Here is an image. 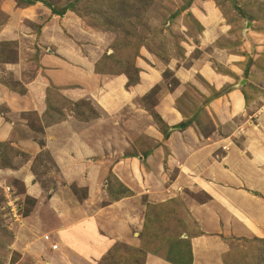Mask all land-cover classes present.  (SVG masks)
<instances>
[{
    "label": "crops",
    "instance_id": "obj_1",
    "mask_svg": "<svg viewBox=\"0 0 264 264\" xmlns=\"http://www.w3.org/2000/svg\"><path fill=\"white\" fill-rule=\"evenodd\" d=\"M38 4L15 13L3 6L9 15L6 27H0V44L16 43L20 56L0 61V80L6 75L1 68L13 71L31 95L33 76L42 69L61 87L59 93L67 92L76 103L91 101L94 111L65 109L57 123L44 127L45 148L59 179L85 189V195L67 198L53 185L45 210L34 193L37 206L28 216L35 222L33 232L47 234L57 249L50 250L41 235L25 246L15 239L22 256L14 264H99L117 242L139 245L147 204L174 200L198 232L190 238L192 264H224L233 242L264 240V97L249 98L253 77H243L247 56L252 61L264 56V33L248 29L250 22L243 28L225 3L193 0L188 20L176 17L181 22L155 30L149 47L140 46L139 81L131 85L124 74L96 68L111 53V32L84 30L75 13L59 16ZM34 24L40 31L34 32ZM171 32L184 38L178 46L158 42L173 38ZM164 53L170 57L167 66L156 59ZM166 68L177 85L164 82ZM254 68V63L248 67ZM16 97L0 84V106L9 108L0 113V141L10 140L22 121ZM32 108L36 111V105ZM154 114L166 125V135ZM81 115L87 119L78 121ZM184 120L190 124L182 129ZM109 176L131 195L108 200ZM144 264L171 263L147 253Z\"/></svg>",
    "mask_w": 264,
    "mask_h": 264
},
{
    "label": "rangeland",
    "instance_id": "obj_2",
    "mask_svg": "<svg viewBox=\"0 0 264 264\" xmlns=\"http://www.w3.org/2000/svg\"><path fill=\"white\" fill-rule=\"evenodd\" d=\"M44 1L49 2L55 10L72 9L73 13H77L76 15H80L79 17L82 18V22H84L82 28L84 30L85 27H89L87 28L88 30L92 29L95 31L107 29L105 31L111 32L114 36L118 34V38H124V36L129 34L127 31H130V34L133 32L139 34L141 31V34L144 33L147 35H145L146 37H149V35L152 36L157 29L162 32L174 20H179L178 18H172L174 13L176 17L183 16V19L188 20L186 19V10L189 9L193 0L190 2L189 0ZM37 3H40L38 6L43 5L46 7L41 2H36L32 5ZM26 5L28 4L24 0H0V27H6L5 23L9 15L6 11L7 9L9 10L11 7V11L15 13L20 6ZM221 5L234 18L238 14L234 6L238 7L244 15L240 16L238 14L237 17V19H242L245 25V27L243 25V28L247 26L244 22H250L251 25L248 29L252 27L254 31L264 33V0H224ZM3 6H6L7 9L3 8ZM66 12L71 11L67 10ZM178 22L181 21L179 20ZM32 27L34 32L40 31L38 30L40 28L39 25L34 24ZM172 30L178 32L177 29ZM174 34L176 33L171 32L173 38L160 37L157 40L158 42H163V44L172 40L178 46V42L184 38H174L176 36ZM16 53L18 54L16 55ZM19 56L20 50H18L16 43L0 44V61L8 60L13 62ZM156 59L165 66L170 61V57L168 58V54L165 53L157 54ZM251 63L255 64V68L249 71L248 67ZM31 65L34 66V64ZM246 66L247 68L245 69L243 77H253V84H250L251 89L248 91L249 98H256L257 95L264 97V56L253 61L252 58L247 56ZM34 70L36 72V69ZM41 70H39L40 73L36 77L33 76V92L29 95L22 87L20 81L16 79L13 71H6L4 68H1L2 73L6 75H1L3 79L0 80V84L10 94L17 96V103L21 107L17 120L22 121L17 122L10 140L0 141V264H14L20 260L22 252L17 247H14L13 242L15 239L25 246V244L28 245L29 242L34 241L31 240L35 235L37 237L41 235L42 239L45 240L46 238V243L50 244V250L54 251L57 249V245L48 240L49 236L47 234H44V232H38V234L34 233L36 231L33 232L35 222L28 216L31 209H33L32 207L37 206H34L35 201L32 196L34 193L40 194L38 195L41 201L39 203V209L45 210L46 196H48V191L51 190L53 185L60 186L63 189L60 193L67 198H70L72 193L77 198L85 195V189L75 188L73 184H65L59 179L56 166H54V160L45 148L46 138L44 136V127L57 123L59 116L64 113L65 109H69L75 114L79 110L78 107H80L81 110L87 111V114L91 115L94 107L91 101H80L76 103V98L71 100L66 95L68 94L67 92L59 93V90L55 89L61 87L55 86L51 79L49 80L46 77V73H41ZM162 78L165 83H171L174 86L178 84V79L168 68L164 69ZM68 100H71V102ZM33 104L36 105V111L32 108ZM7 110H9L7 105L0 106V113H4ZM51 114H54L55 117H52ZM80 118L83 120L87 119V117L81 115L78 118L80 122ZM122 190L120 187H115L112 181L109 182L108 179V186L106 187L108 200H110V197H117L118 193L120 195L123 192ZM67 204L71 205L72 203L68 202ZM147 205V235L150 241H159L155 249L163 250L168 245L170 246L173 241L174 243L176 241L179 243L180 237H187V235H184L187 234V231L191 235L196 234L193 221L183 216L180 211V205L176 203L170 207H167V205L160 206L158 204L153 206ZM176 237L177 239L179 237V240ZM55 245L56 247L54 248ZM183 245L179 243L178 246L179 248H184ZM232 245L231 251L225 256L227 264H264V240H255L246 243L233 242ZM143 257L142 255L140 257H134L131 260L129 258L127 262L128 264H141ZM120 259L116 254H111L102 260L100 264H124L126 262L123 263V259Z\"/></svg>",
    "mask_w": 264,
    "mask_h": 264
},
{
    "label": "trees",
    "instance_id": "obj_3",
    "mask_svg": "<svg viewBox=\"0 0 264 264\" xmlns=\"http://www.w3.org/2000/svg\"><path fill=\"white\" fill-rule=\"evenodd\" d=\"M24 1L28 5H32L36 2H41L47 8H49L53 14H56L59 16H62L64 13H66L67 10H70L71 12H73V10L70 8H66V9H62V10H55L52 8V5L49 2L44 1V0H24ZM190 1L191 0H189V2ZM216 1L218 3L224 2V0H216ZM234 9L238 12V14L240 16H244L243 12L238 7L234 6ZM75 14H77V13H75ZM172 18H176L175 13L172 15ZM188 18H190L192 21V18L190 15H188ZM192 23L194 24V22H192ZM199 29H201V28L199 27ZM105 30H107V29H105ZM127 32L129 34L124 36V38H118V34L115 36V38L111 44V47H110L111 53L110 54H104L101 57L100 61L96 64V68L100 73H107L110 75H112V74H125L128 77V84L133 85L139 81L138 68H136V66H135V59L138 56V50H139L141 45H145V46L149 47V43H148L149 37H146L147 35L144 33L141 34L142 33L141 31L139 32V34H136L135 32L130 34V31H127ZM149 49L153 51L152 48H149ZM187 88H191V87H187ZM66 89H68V88H66ZM55 90H57V89H55ZM187 94H189V93H187ZM189 96H191V95H189ZM184 97H186V96H182V97L177 99L179 104L183 100ZM191 98L194 99L195 97L191 96ZM71 100H68V101L71 102ZM195 108L196 107H194V108L189 107V110L193 111ZM187 110H188V108L186 110L184 109L182 111L183 114H185V117L188 116ZM46 115H48V114H46ZM153 117H154L156 124L160 127V129L166 135V132H167L166 125L162 122V120L160 119L159 116L154 114ZM189 124H190V120H184V122H182L180 124V127L182 129H184ZM108 179L110 180V182L112 181V184H114L115 187L117 186V187H120L121 189H123L122 190L123 192L120 195H118L119 194L118 193L117 197H113V198L110 197V200L117 199L118 197H125V196L131 195V192L127 188L122 186L120 184V182H118L116 179H113V176H109ZM174 203L178 204L177 200H174V201L168 202V203H164V205H167V207H170L171 205L173 206ZM151 206H153V205H151ZM180 211L182 212V209H180ZM182 214L184 215L183 212H182ZM146 216H148V215H146ZM146 222H148L147 219H146ZM146 222L144 223L142 232H140V234H139V245L137 247L130 246V245H127V244H124L121 242H117L102 257L100 262L102 260L106 259L107 256H109L111 254H113V255L116 254L119 259L120 258L123 259L122 260L123 263L126 261L124 264H128L127 259L130 258L129 260H131L134 257H140L143 255L144 257L141 259V264H144L145 257L147 255V253H150V254H153L157 257H160V258L166 260L167 262H169L171 264H192V251H191L190 238L194 234L191 235V233H189L187 231L186 233L188 236L186 238L180 237L179 243L184 244L183 245L184 248H179V246H178L179 243H177V241L174 243V241H173L170 244V246L168 245L165 249L157 250L155 248L157 247L159 241H157V240L156 241H150L149 240L148 235H147L148 231H147ZM196 233H198V232L196 231ZM176 239H177V237H176ZM177 240H179V237ZM223 261H224V264H227L225 258ZM100 262H99V264H100Z\"/></svg>",
    "mask_w": 264,
    "mask_h": 264
},
{
    "label": "built area",
    "instance_id": "obj_4",
    "mask_svg": "<svg viewBox=\"0 0 264 264\" xmlns=\"http://www.w3.org/2000/svg\"><path fill=\"white\" fill-rule=\"evenodd\" d=\"M46 239V238H45ZM53 247V246H52ZM56 247V245L54 246V248Z\"/></svg>",
    "mask_w": 264,
    "mask_h": 264
}]
</instances>
